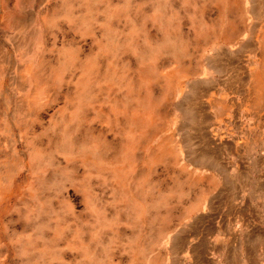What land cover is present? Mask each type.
Returning a JSON list of instances; mask_svg holds the SVG:
<instances>
[{
  "label": "rangeland",
  "instance_id": "rangeland-1",
  "mask_svg": "<svg viewBox=\"0 0 264 264\" xmlns=\"http://www.w3.org/2000/svg\"><path fill=\"white\" fill-rule=\"evenodd\" d=\"M238 4L0 0V264L202 263L189 156L204 100L250 89Z\"/></svg>",
  "mask_w": 264,
  "mask_h": 264
},
{
  "label": "crops",
  "instance_id": "crops-1",
  "mask_svg": "<svg viewBox=\"0 0 264 264\" xmlns=\"http://www.w3.org/2000/svg\"><path fill=\"white\" fill-rule=\"evenodd\" d=\"M238 1L246 10L238 15L243 27L231 31L235 37L228 44L241 58L225 55L222 61L226 67H247L244 73L230 69L231 80L250 89L238 93L228 86L227 94L236 97L204 100L196 130L206 137H196L199 149L189 156L197 173L193 206L199 208H190L185 225L204 250L202 255L192 250L201 264H264V0Z\"/></svg>",
  "mask_w": 264,
  "mask_h": 264
}]
</instances>
